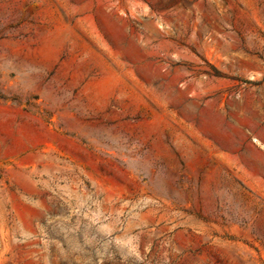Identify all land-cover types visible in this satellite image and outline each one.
Listing matches in <instances>:
<instances>
[{"label": "rangeland", "instance_id": "obj_1", "mask_svg": "<svg viewBox=\"0 0 264 264\" xmlns=\"http://www.w3.org/2000/svg\"><path fill=\"white\" fill-rule=\"evenodd\" d=\"M0 264H264V0H0Z\"/></svg>", "mask_w": 264, "mask_h": 264}, {"label": "bare ground", "instance_id": "obj_2", "mask_svg": "<svg viewBox=\"0 0 264 264\" xmlns=\"http://www.w3.org/2000/svg\"><path fill=\"white\" fill-rule=\"evenodd\" d=\"M68 31L66 26H61L54 29L51 32H48L45 35V44L51 46L52 44L58 43L61 41L63 35ZM115 75L111 72H107L102 75L100 78L94 80L86 86V91L88 94L103 99L107 93L111 90L114 82Z\"/></svg>", "mask_w": 264, "mask_h": 264}]
</instances>
